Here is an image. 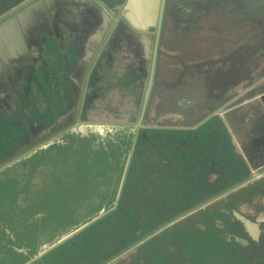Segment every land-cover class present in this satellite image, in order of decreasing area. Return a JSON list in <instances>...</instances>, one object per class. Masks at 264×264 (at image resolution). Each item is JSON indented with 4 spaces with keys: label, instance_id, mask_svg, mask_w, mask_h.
<instances>
[{
    "label": "rangeland",
    "instance_id": "obj_1",
    "mask_svg": "<svg viewBox=\"0 0 264 264\" xmlns=\"http://www.w3.org/2000/svg\"><path fill=\"white\" fill-rule=\"evenodd\" d=\"M174 1L176 7L170 4L169 9L176 11L177 17H174V25L167 27L169 35H163L160 40L162 52L158 53L156 63L158 75L153 99L149 100V116L141 125L146 130L147 140H139V148L134 145L133 149L135 154L136 147L140 149L144 157L132 164L133 156L130 159L122 191L124 201L110 214L32 264H248L241 250L242 240L239 236H230L232 217L228 209L220 210L221 204L236 195L225 196L222 201L211 203L124 251L163 223L159 221L162 204L151 211L152 203L168 197L167 202L176 208L179 201L170 195L181 194L179 184L178 189L171 185L167 196L160 190L163 164L157 160L152 166L153 158L143 147L152 153L150 145L155 141L159 147L153 156L164 158L161 136L157 135L179 134L195 128L201 124L196 119L204 117V121L222 119V113L233 104L264 93V12L251 10L254 14L248 16L243 11L250 10L248 4L254 0ZM239 2L243 8L236 10ZM235 50L241 51L235 54ZM124 55L123 52L113 54L112 67L100 72L103 81L97 93L99 96L103 89L104 95L93 99L92 112L87 114L90 120L126 121L134 117L142 89L137 79L133 95H119L120 79L117 78L128 74L124 66L131 61L130 56ZM227 59L236 68L240 65L237 70L243 66L248 72L234 85L230 98L219 100L208 112H203L204 105L200 103L201 80L206 78L203 72L216 61ZM115 64L118 70H114ZM194 64H197L195 69ZM180 71L187 73L182 75ZM163 76L166 86L174 92H170L163 107L155 110V94L160 95ZM181 83L183 88L192 87L196 92L175 93ZM181 103L192 104L183 106ZM192 107L199 111L194 120L188 117ZM117 109L120 114L114 118ZM208 125L199 127L198 132L206 133ZM113 129L103 126L98 131L84 127L82 132H74L67 139L57 138V142L65 141V144L57 143L0 172V264H23L111 205L126 155L133 146L132 134L126 137L128 129H122L119 137H115ZM190 171L184 163L178 170L181 180ZM258 183L263 191L254 193L249 203L255 205L253 209L240 202L241 193L236 200L238 210L252 218H264V173ZM4 220L8 224L2 227ZM262 260V256H256L254 264H264Z\"/></svg>",
    "mask_w": 264,
    "mask_h": 264
},
{
    "label": "flooded vegetation",
    "instance_id": "obj_2",
    "mask_svg": "<svg viewBox=\"0 0 264 264\" xmlns=\"http://www.w3.org/2000/svg\"><path fill=\"white\" fill-rule=\"evenodd\" d=\"M72 1L0 0V172L14 162L29 158L37 152L47 151L57 143H66L65 141L57 142V138L67 139L74 132H82L84 127L93 129L89 127V123L113 124L115 137L120 136L122 129H128L126 137L132 134L133 144L130 149L129 163L132 156L131 164L133 161H141L144 157L143 153H139L141 150H137L140 145L139 140L141 142L144 141L143 138L147 140L146 130L141 125L149 116V100L153 99L152 92H154L155 79L158 75L156 63L158 53L162 52L160 40L163 35H169L167 27L174 25V17H177L176 11L171 12L169 5L172 4L175 8L176 3L174 0L163 1L158 43L155 46L157 28L148 26L143 31L128 22L125 18L127 0H84L83 5L73 4ZM232 1L236 2V0ZM248 5L251 9L243 10L248 16L254 14L250 12L251 10L264 12V0H254ZM235 8L236 10L243 8L242 3H237ZM240 51L235 50V54ZM121 52L126 57L130 56L131 61L124 66L128 74L117 78V80L120 79L119 95H133L137 79L142 89L134 117L126 121L90 120L88 115L93 109V99L104 95L103 89L99 96L97 93L103 81V74L100 72L110 65L112 67V55ZM154 52L150 91L143 116L135 127L139 119L142 96L149 80ZM48 57L51 59L48 60ZM238 59L240 58L236 60ZM227 60L223 62L218 60L209 70L203 72L206 77L204 81L201 80L200 88L203 95L200 99V103L203 102L204 105L203 112H208L209 108L217 104L219 100L230 98L234 85L248 72V69L243 66L237 70L240 65L236 68ZM236 62L239 63V61ZM196 66L197 64H194L192 67L195 69ZM114 70H118L116 64ZM210 70L211 72H208ZM164 73L165 71L162 72ZM180 73L183 75L187 71H180ZM127 79L129 81H126ZM220 79L224 80L220 81ZM160 84V95L155 94L156 100L153 105L155 110L163 107L166 98L169 99L170 92H174L170 90L172 88L166 86L164 76ZM123 85L128 88L126 89ZM181 91L190 94L195 89L183 88L181 83L175 89V93ZM191 104L181 103L180 105L191 106ZM239 104H233L229 110ZM198 113L199 111L192 107L188 117L194 120L198 117ZM119 114L120 111L117 109L114 118H117ZM205 118L196 119L201 121L200 125L179 134L157 135L161 136L159 137L160 149L164 158L155 159L153 156L152 153H155L159 147L155 141L150 145L152 153L143 147L144 151L153 158L152 166L157 160L163 164L164 172L161 175L163 179L160 190L167 196L168 193L170 194L171 185H174L172 188L177 189L181 185L180 196L170 195L179 201L176 208H172L169 201L167 202L168 197L159 200L156 204L152 203V208L162 204L160 207L163 214L159 221L163 223L153 228L151 232L168 223L161 229L163 230L211 203L222 201L225 196L236 195L231 201L221 204L220 209L224 212L228 209L232 217L229 222L233 233L230 236L237 238L234 236L236 235L242 240L241 250L248 264H254L256 256H262L264 263V218H252L249 214L241 213L236 201L241 193L238 197L241 198L240 202L247 208L255 207L249 203L255 197L254 193L263 191V186L258 183L262 174L172 222L182 213L247 179L252 172L251 163L256 165L258 161L248 162L246 155L251 156L256 151L263 152L258 149L262 148L264 139H254L249 145L246 144L244 154L237 149L222 119L204 121ZM206 123H209L206 133H199L198 128ZM89 132L97 133L90 130ZM134 145L138 146L136 154L133 152ZM184 163L191 171L184 180H181L178 170L182 169ZM206 179L209 186L206 184ZM125 186L126 181L122 184L115 209L118 203L124 201L122 191ZM150 193H153V190ZM114 200L115 198L109 207ZM158 208H153L151 211ZM235 213L256 224L257 232L246 229ZM7 224V220H4L2 227Z\"/></svg>",
    "mask_w": 264,
    "mask_h": 264
},
{
    "label": "water",
    "instance_id": "obj_3",
    "mask_svg": "<svg viewBox=\"0 0 264 264\" xmlns=\"http://www.w3.org/2000/svg\"><path fill=\"white\" fill-rule=\"evenodd\" d=\"M87 1V0H86ZM164 0H127L126 1V14L125 18L130 22L133 26H135L139 30L145 31L148 26H155L157 29L156 37H155V46L158 43V34H159V27H160V21H161V15H162V6H163ZM73 4H84V0H73ZM160 5V6H159ZM156 48V47H155ZM153 63L151 66V70L149 73V80L146 85V89L144 90L143 96H142V102L139 112V119L136 123V126L140 123V120L143 116V112L145 109V105L147 102L148 94L150 91L151 81H152V73L154 70V60H155V52L153 54ZM221 118L225 122L231 138L233 139L234 144L236 145L237 149H239L241 152L244 153V146L246 144L249 145L250 142L254 141V139H264V93L256 95L248 100L243 101L241 104L233 107L230 110H227L226 112L222 113ZM90 128L96 129L98 131L101 130L103 126L108 127H114L113 124H88ZM262 150L263 152H254L251 156H247L248 162H252L253 160H257L258 163L256 165L252 164L250 165L252 172L250 173L249 177L245 179L244 181L239 182L238 184L230 187L229 189H226L225 191L221 192L216 197H213L209 200H206L202 202L201 204L189 209L188 211L182 213L181 215L177 216L175 219L172 220V222L180 219L181 217L185 216L186 214L195 211L196 209L202 207L206 203L216 199L217 197L236 189L237 187L243 185L244 183L256 178L257 176H260L262 173H264V144L262 145V148L258 149V151ZM245 154V153H244ZM131 155V151L128 152L126 155L124 166L122 168V172L120 175V180L118 184V190L117 194L115 195V200L111 207L106 209L105 211H101L98 215L90 219L84 224H81L65 236L61 237L59 240L55 241L54 243L50 244L49 246L44 247L41 251H39L36 255L29 258L26 262L23 264H31L34 261H36L38 258L42 257L49 251L54 250L55 248L59 247L66 241L70 240L74 236L78 235L82 231H84L86 228H88L90 225L97 222L99 219H101L106 214L110 213L115 209L117 199L119 197V192L121 191L122 184L124 182L125 176H126V170L129 163V158ZM245 156V157H246ZM236 214V213H235ZM236 217L243 223V225L248 229L250 232L255 231L257 232V225L249 221L248 219L240 216L239 214H236ZM168 224V223H167ZM167 224H164L160 227H158L156 230L152 231L150 234L142 238L141 240L134 243L131 247H128L124 251L128 250L129 248H132L133 246L137 245L141 241L145 240L146 238L150 237L157 231L161 230L164 226ZM123 251V252H124ZM116 257V256H115ZM114 257V258H115ZM112 259V258H111ZM110 259V260H111Z\"/></svg>",
    "mask_w": 264,
    "mask_h": 264
}]
</instances>
